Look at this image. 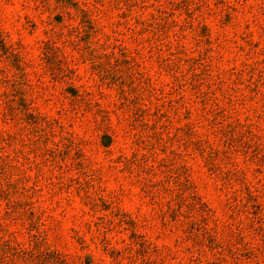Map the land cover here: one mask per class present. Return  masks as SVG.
I'll return each mask as SVG.
<instances>
[{
  "label": "rangeland",
  "instance_id": "1",
  "mask_svg": "<svg viewBox=\"0 0 264 264\" xmlns=\"http://www.w3.org/2000/svg\"><path fill=\"white\" fill-rule=\"evenodd\" d=\"M0 264H264V0H0Z\"/></svg>",
  "mask_w": 264,
  "mask_h": 264
}]
</instances>
